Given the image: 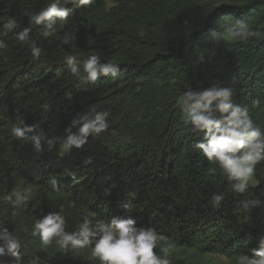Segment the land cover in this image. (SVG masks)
I'll return each mask as SVG.
<instances>
[{
    "label": "trees",
    "instance_id": "1",
    "mask_svg": "<svg viewBox=\"0 0 264 264\" xmlns=\"http://www.w3.org/2000/svg\"><path fill=\"white\" fill-rule=\"evenodd\" d=\"M47 2L0 0V27L9 18L18 24L0 37L6 45L0 48V222L27 243L24 264H35L36 257L39 264H99L91 246L63 250L53 243L45 248L31 235L40 215L61 209L68 231L85 215L93 222L132 215L138 226L153 227L164 237L170 264H210L209 254L236 264L235 254L254 247L264 234V162L257 165L256 184L244 194L233 193L219 166L196 147L204 142L203 134L182 122L177 98L220 82L233 89L234 102L248 106L251 119L264 129V37L212 36L224 18L264 32V0L69 4L68 21H58L56 34L45 39L28 16ZM24 27H32L31 39L43 49L39 61L15 39ZM65 34L70 44L62 43ZM70 53H79L80 65L98 55L102 62L119 64L120 73L83 84L63 63ZM45 103L47 110L41 108ZM92 107L110 113L109 126L80 149L63 153L57 145L54 152L37 154L30 143L11 135L12 125L23 119L48 137H61ZM29 186L32 198L13 215L4 197ZM213 192L226 196L219 210L208 206Z\"/></svg>",
    "mask_w": 264,
    "mask_h": 264
},
{
    "label": "clouds",
    "instance_id": "2",
    "mask_svg": "<svg viewBox=\"0 0 264 264\" xmlns=\"http://www.w3.org/2000/svg\"><path fill=\"white\" fill-rule=\"evenodd\" d=\"M69 4L88 7L93 0H48L39 12L28 16L29 25L41 26L40 34L45 39L54 36L58 21H68ZM219 25L221 30L213 31V38L246 41L250 37H264V32L251 30L239 19L224 18V23L219 22ZM17 26L15 18L7 19L0 27V37L8 36ZM31 32L32 27H24L15 33V39L27 44L32 60L39 61L43 49L31 39ZM70 42V37L65 34L62 43ZM5 46L4 40L0 39V48ZM78 57L79 53H70L62 59L71 75L83 84H95L101 77L116 79L120 73L119 64L102 62L98 55L88 56L82 65L78 63ZM233 97L232 88L217 82L203 90L183 92L177 98V105L183 113L182 122L190 126L193 133L203 134L204 142L196 145L203 157L219 166L233 193L244 194L250 186H254L257 165L264 162V129L251 119L248 106L235 103ZM48 107L47 103L41 105L44 110ZM109 115L108 111H97L92 107L89 112L73 119L61 137H48L42 130H37V125L27 124L23 119H17L10 131L16 140L30 143L37 154H43L45 150L54 152L57 145L60 152L68 153L74 148H82L90 136H100L109 126ZM211 171L215 172V169ZM50 182L59 190L55 179ZM31 198V186L14 189L4 197L14 209L13 215L26 208ZM225 199V194L213 192L208 206L219 210ZM241 203L247 207V201ZM128 208L129 205L125 204L124 209ZM66 226L63 209L50 210L35 220L31 235L38 236L45 248L53 243L63 250H82L91 246V256L99 264H170V247L164 237L153 227L138 226L132 215H113L109 220L97 219L95 222L85 215L75 230L68 231ZM28 254L27 243L0 222V264H24ZM4 257H9L10 261L4 260ZM234 258L236 264H264V234L258 237L254 247L236 253ZM35 264H39V257L35 258Z\"/></svg>",
    "mask_w": 264,
    "mask_h": 264
},
{
    "label": "rangeland",
    "instance_id": "3",
    "mask_svg": "<svg viewBox=\"0 0 264 264\" xmlns=\"http://www.w3.org/2000/svg\"><path fill=\"white\" fill-rule=\"evenodd\" d=\"M109 5H111L110 1H109ZM253 184H256L255 178L253 180ZM206 259L210 264H232L231 258L220 254H209L206 256Z\"/></svg>",
    "mask_w": 264,
    "mask_h": 264
}]
</instances>
